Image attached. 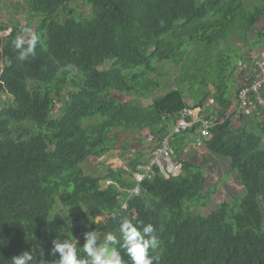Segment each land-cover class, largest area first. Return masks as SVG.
<instances>
[{
  "label": "trees",
  "instance_id": "obj_1",
  "mask_svg": "<svg viewBox=\"0 0 264 264\" xmlns=\"http://www.w3.org/2000/svg\"><path fill=\"white\" fill-rule=\"evenodd\" d=\"M2 1L14 2L0 0V6ZM25 1L40 18L36 54L18 59L13 41L22 34L21 21L0 27V264H11L24 251L39 264H53L59 258L51 255L54 239L85 240L89 229L82 219L104 231H119L122 219L138 227L152 223L161 245L150 254L160 257L158 264H264V122L255 114L251 128L250 114L238 110V93L253 77L233 91L237 73L228 62L245 65L246 55L222 50L237 37L251 46L252 61L264 46V25L255 30L264 18V0L256 7L249 0ZM165 63L180 67L179 85L150 104L123 103L114 95L148 97L161 90L158 75ZM194 78L203 89L201 114L215 119L206 149L216 163L210 168L197 153L184 158L196 142V123L171 138L183 173L167 179L154 167L141 194L129 197L120 211L117 186L131 190L133 175L151 157L137 151L126 168H110L100 177L83 165L109 154L118 130L141 133L148 127L157 144L190 108L186 82ZM220 162L236 173L244 193L209 215L195 213L215 194L211 172ZM59 202L84 210L80 217L67 215L54 210ZM102 214L111 216L98 225Z\"/></svg>",
  "mask_w": 264,
  "mask_h": 264
},
{
  "label": "rangeland",
  "instance_id": "obj_2",
  "mask_svg": "<svg viewBox=\"0 0 264 264\" xmlns=\"http://www.w3.org/2000/svg\"><path fill=\"white\" fill-rule=\"evenodd\" d=\"M11 1H2V5L0 6V27L4 23H8L11 25L15 24L16 21H21V32L25 27L30 28L33 32L36 33V28L38 24V20L40 18L36 19L34 16L28 12L26 1L25 0H19V3H16L17 0ZM252 3V7L260 6L261 0H249L247 5ZM80 6L84 7L83 3H80ZM86 8V7H84ZM8 12V13H7ZM87 12V9H83L81 13ZM264 25V18L262 19V22H260L255 30H261ZM12 32V29L7 30L6 32H2L1 36L5 37L10 35ZM254 36L251 35L250 39H253ZM231 42L229 46H223L222 50L225 52H230L232 55L234 53L238 52L243 55H246V61L245 65L240 64L238 62H228V65L231 69H233V72H236L237 75L233 78V91H237V83L240 81L245 80L246 76H251L253 73V65L255 59L257 60L258 57L256 56H264V46L261 48H258L257 51L252 55L253 57L252 61L247 56V53L251 51L250 45H245V43H242L240 39L237 37L231 38ZM253 52V51H252ZM263 52V53H262ZM255 55V56H253ZM3 68V65L1 66ZM160 74L158 75L162 82V89L158 90L156 92H152L148 97H138L134 95H126L122 93H115L114 95L118 97L120 102L126 103V102H138L143 105L150 104L153 99L162 93H165V91L170 90L171 88L177 87L179 85V79L181 69L180 67H177L174 64L171 63H165L160 67ZM189 82V83H188ZM186 82V96L187 99L190 100V108H192V113L198 114L200 110V97L203 94V89L200 88V84L198 79H191ZM212 90L214 91V87L211 85ZM264 93V89L262 90V94ZM6 94L3 95V100L6 98ZM212 100V99H211ZM209 101L208 103H212V101ZM261 107L263 106H257L252 108L251 110H247L246 113H249V120H250V127L254 128L255 125H253V116L258 115L260 120L264 122V110H261ZM236 109V106L232 109V111ZM234 124H236L237 127L242 125V120L240 116H236L234 118ZM119 137L118 142H116L113 145V149L109 154L102 157L101 159L91 158L89 161H87L83 167L84 171L87 174H91L94 176H104L106 173H108V170L110 168L112 169H118L119 167L126 168V163L129 161L133 156L134 153L137 151L143 150L146 152L147 157H150L152 154V150L154 149L155 143H154V136H150L149 134V128H145L142 130L141 133L131 132V131H121L118 130ZM153 138V139H152ZM194 153H197L201 157L200 159L208 158L210 161V168L213 167V165L216 163V156H212L209 154L208 150L206 149V146L203 145H196L192 144L188 147L185 157H190L192 155H195ZM219 160H217L218 162ZM212 166V167H211ZM212 179L210 180L211 184H216V191L215 194L210 202L205 207L200 208H194L195 213H201L204 215H209L212 213L220 204L224 203L225 201H230L231 197L233 195H241L244 193L245 187L240 183L239 178L237 177L236 173H233L230 166L227 162H220L218 166L216 167L215 171L211 172ZM119 198L121 200H124V195L122 193H119ZM60 209H63L64 212H66L67 215L73 214L75 216H81V212L84 209H77V208H67L64 207L60 202L55 206L54 210L58 211ZM84 227L88 228L89 231H96L97 234L102 238L103 235L107 232H112L116 234L119 238L120 233L119 231H104L98 228V230H95L91 227L90 222H88L85 219L81 220ZM96 223L98 225H105L106 224V216L103 214L96 218ZM85 241H82V236H79V238L74 241L77 247L78 255L83 257V251L82 247Z\"/></svg>",
  "mask_w": 264,
  "mask_h": 264
},
{
  "label": "clouds",
  "instance_id": "obj_3",
  "mask_svg": "<svg viewBox=\"0 0 264 264\" xmlns=\"http://www.w3.org/2000/svg\"><path fill=\"white\" fill-rule=\"evenodd\" d=\"M38 43L39 36L30 28L25 27L22 34L17 35L13 41L15 49L18 51V59L25 61L34 56ZM251 77H253V73ZM211 101L213 102V99ZM150 136L152 135L150 134ZM153 140L155 143V139ZM156 146L155 143L154 148ZM119 233V238L112 232L105 233L101 238L96 231H86L82 247L83 257L78 255L76 244L70 238L64 239L63 242L58 238L54 239L51 255L56 256V253H59V258L54 260L53 264H125L120 249L125 251L131 264H154V262L158 264L160 257L150 254L156 252L161 245L157 229L152 223L138 227L131 220L122 219L119 224ZM11 264H39V261L32 252L24 251L20 255L13 256Z\"/></svg>",
  "mask_w": 264,
  "mask_h": 264
},
{
  "label": "built area",
  "instance_id": "obj_4",
  "mask_svg": "<svg viewBox=\"0 0 264 264\" xmlns=\"http://www.w3.org/2000/svg\"><path fill=\"white\" fill-rule=\"evenodd\" d=\"M264 89V56H258L255 60V67L253 72V82L243 87L239 91V105L238 110L247 112L252 108L258 106H264V97L262 90ZM192 108L186 109L178 123L172 128L171 133L167 134L164 138L159 140L157 146L153 149L150 162L145 166L142 172L135 173L133 175V181L135 186L131 190L119 189V193L124 195L122 200L121 210H126L127 201L129 197L140 195L142 192V184L145 180L155 175L154 167H158L163 177L169 179L172 176H179L183 173V163L176 161L172 153L171 138L178 134H182L194 127L196 123H200L197 128V134L195 137L196 145L205 146L207 138L211 135V129L216 124L213 118H204L202 108H200L198 114L191 112ZM113 183L107 181L106 186H110Z\"/></svg>",
  "mask_w": 264,
  "mask_h": 264
},
{
  "label": "crops",
  "instance_id": "obj_5",
  "mask_svg": "<svg viewBox=\"0 0 264 264\" xmlns=\"http://www.w3.org/2000/svg\"><path fill=\"white\" fill-rule=\"evenodd\" d=\"M256 52V51H255ZM117 188H118V186H117ZM119 200H120V208H121V205H122V203H121V199L119 198ZM121 211V210H120ZM103 215V214H102ZM105 216H106V222H107V220H108V218H110V216L111 215H108V214H104ZM101 216V215H100ZM99 217V216H98Z\"/></svg>",
  "mask_w": 264,
  "mask_h": 264
}]
</instances>
